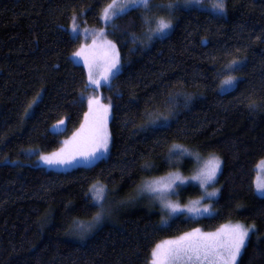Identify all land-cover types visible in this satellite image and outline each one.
<instances>
[{
	"label": "trees",
	"instance_id": "1",
	"mask_svg": "<svg viewBox=\"0 0 264 264\" xmlns=\"http://www.w3.org/2000/svg\"><path fill=\"white\" fill-rule=\"evenodd\" d=\"M109 2L0 0V264H146L155 243L227 222L255 226L242 264H264V198L254 194L255 166L264 159V0H224L222 15L182 9L167 36L134 53L124 33H141L137 13L115 20L118 28H105V37L120 49L123 72L111 91L100 90L114 105L108 156L95 166L59 172L26 155L58 149L83 120L86 101H77L89 92L87 75L68 59L81 42L69 45L65 30L73 14L83 12L75 23L99 31ZM232 61L242 68L229 72ZM229 75L237 77L235 86L220 91ZM170 92L191 97L170 131L139 130L157 112L166 114L163 100ZM61 120L66 131L55 135L51 126ZM172 143L219 156L221 192L211 216L179 219L161 230L159 211L136 205L135 195L154 177L194 167L191 157L169 165ZM146 163L155 167L142 169ZM97 181L117 207L81 240L68 233L74 220L87 222L94 214L85 194Z\"/></svg>",
	"mask_w": 264,
	"mask_h": 264
},
{
	"label": "snow or ice",
	"instance_id": "2",
	"mask_svg": "<svg viewBox=\"0 0 264 264\" xmlns=\"http://www.w3.org/2000/svg\"><path fill=\"white\" fill-rule=\"evenodd\" d=\"M201 5V0H110L101 10L100 19L105 27L113 30L118 26L115 20L122 19L129 13H137L141 33L125 32V46L132 44L130 52L140 51L142 47L151 43L154 39L163 38L174 28L173 18L175 13L187 9L191 5ZM203 7V5H201ZM217 15L225 12L224 0H214L211 5ZM84 13H74L73 23L67 31L69 45L89 37L87 29L81 30L75 21ZM114 34V32H113ZM100 39L93 33L91 43H80L79 47L72 52L68 59L70 62L79 63L80 58L83 67L87 71V81L84 85L85 93L89 88L94 93L104 87L111 91L115 85L114 81L119 79L123 72L120 49L112 40L104 38V29L99 32ZM242 63L232 61L227 69L229 72L239 71ZM237 77L229 75L221 87L235 86ZM121 96L119 91L114 93ZM191 97L182 93H168L163 100L166 114L157 112L151 119L140 125L139 130L158 133L170 131L175 118L179 115V107H187ZM86 101L87 111L83 113V120L79 127L72 133V136L62 141V147L58 150L40 154L38 159L45 165L72 166L88 165L95 166L97 161L102 160L110 152L111 136L108 130V120L114 105L111 101L102 103L100 95L81 94L77 101L81 105ZM146 116L152 113L145 112ZM64 121H58L53 126V134L59 135L66 131ZM31 154V153H30ZM182 157H191L197 163L201 156L194 148L182 144L172 143L168 147L165 159L169 165ZM223 161L215 155L210 154L203 160L202 165L191 177H184L179 171L169 172L166 176L151 179L144 182L139 189V194L159 205L160 222L158 229L170 228L176 220L195 221L201 217L211 216L214 212L213 204L221 189L215 185L222 173ZM153 164H144L142 169L154 168ZM188 190L199 191L200 196L196 200L183 202L180 198ZM255 195L264 198V182L257 181ZM86 195V205L95 209L91 219L87 222L73 221V228L68 233L83 240L97 229L105 220L109 219L115 208L109 199V192L106 185L99 181L90 185ZM176 197V199H173ZM208 201V203H205ZM125 202H121L123 205ZM255 231L254 225L245 226L241 223L221 225L213 232H204L201 228H192L178 236L161 240L154 244L150 251V259L146 264H242V257L246 251V241L250 233Z\"/></svg>",
	"mask_w": 264,
	"mask_h": 264
},
{
	"label": "rangeland",
	"instance_id": "3",
	"mask_svg": "<svg viewBox=\"0 0 264 264\" xmlns=\"http://www.w3.org/2000/svg\"><path fill=\"white\" fill-rule=\"evenodd\" d=\"M213 2H214V0H201V5H203V7H201V5H195V4H193V5H191V6H189L188 8H192V7H195V8H199V9H203V10H207V11H209V12H212V13H214V14H216V10H214V9H212V7H211V5L213 4ZM187 8V9H188ZM72 23L73 22H71V24H70V26L72 25ZM101 23H102V28L101 29H104V31H105V25H104V23L101 21ZM173 23L175 24V17L173 18ZM70 26L68 27V29H70ZM81 29V28H80ZM83 29H87L88 30V32H89V37H88V39L87 40H85V38L83 37V36H81V38H80V42L81 43H85V42H87V43H91V40H92V38H93V36H92V34H93V32H92V30L91 29H89V28H83ZM83 29H81V30H83ZM101 29H99V31H97V32H95L94 30V33H96L97 34V36H96V38L97 39H100V37H99V32H100V30ZM169 33H167L165 36H167ZM164 36V37H165ZM163 37V38H164ZM104 38H106V37H104ZM107 39V38H106ZM155 40V39H154ZM150 44V43H149ZM75 60H79L80 62L79 63H77V64H81L82 66H83V62H82V60L80 59V58H74ZM85 71H86V69H85ZM86 75H87V71H86ZM225 89H227V88H225V87H221V85H220V87H219V90L220 91H225ZM100 90H101V88L99 89V91L98 92H95L94 93V91H93V89H89V92L86 94V95H93V94H96V95H100L101 96V94H100ZM102 103H105V104H107L104 100H103V98H102ZM88 109H87V103H86V111H87ZM110 117H111V114H110ZM109 121H110V118H109V120H108V130H109ZM57 124V123H56ZM56 124H53L51 127H52V129H53V126L54 125H56ZM109 133H110V131H109ZM72 136V133L70 134V135H68V136H66V137H63L62 139H61V142L62 141H64V140H66V139H68L69 137H71ZM60 147H62V143H61V145H60ZM59 147V148H60ZM58 148V149H59ZM109 148H110V145H109ZM58 149H56V150H58ZM56 150H54V151H56ZM54 151H51V152H54ZM51 152H48V153H51ZM31 153V154H30ZM40 154H42V153H39V152H36L35 150H33V149H31V150H28L27 152H26V155L27 156H31L32 157V161H33V164H35V165H39V166H42V167H44L45 169H47V170H53V171H59V172H64V171H68V170H70V169H72V168H75V167H78V166H86V165H84V164H81V165H72V166H55V167H50V166H47V165H45L43 162H41V161H39V159H38V157H39V155ZM43 154H47V153H43ZM108 156V155H107ZM107 156H105L104 158H106ZM209 157V155H206V156H201V161L199 162V163H195V165H194V167L189 171V173L188 174H182L181 173V175L182 176H184V177H191L192 175H194L195 174V172L198 170V168L202 165V163H203V160L204 159H207ZM167 175V174H166ZM166 175H162V176H158V177H154V178H152V179H156V178H160V177H164V176H166ZM257 181H262V182H264V159H261V160H259L258 162H257V164H256V166H255V177H254V192H255V186H256V182ZM144 184V183H143ZM143 186V185H142ZM142 186H140L138 189H137V191H136V195H135V197H136V202H138V201H140L139 203H137L136 205H143V206H146V208L147 207H149V208H152V207H154V208H152V209H156V210H158L159 211V205H158V203H156V204H154L153 203V201L152 200H150V199H148V198H146L145 196H141L140 194H139V189L142 187ZM215 187L216 188H218L216 185H215ZM111 196V195H110ZM199 196H200V192L197 190V193H195V194H193V195H191L190 193H189V191H186V192H184L183 194H182V196H181V200L183 201V202H188V201H190V200H196V199H198L199 198ZM258 196V195H257ZM173 199H176V197H173ZM149 202H150V205H148L149 204ZM205 203H208V201H205ZM152 205H154V206H152ZM115 207H117V206H115ZM114 207V208H115ZM148 208V209H149ZM214 208V207H213ZM116 209V208H115ZM213 214V213H212ZM211 214V215H212ZM205 217H207V215L205 216ZM236 223H241V224H243L242 222H227V223H223V224H221V225H228V224H236ZM103 224V223H102ZM220 225V226H221ZM245 225V224H244ZM220 226L219 227H217V228H215V229H213V230H210V231H204V230H202V231H204V232H213V231H215L216 229H218V228H220ZM245 226H247V225H245ZM191 230V229H190ZM190 230H188V231H190ZM178 236V235H177ZM175 237V236H174ZM172 238V237H171ZM167 239H169V238H167ZM165 240V239H164ZM247 242V241H246Z\"/></svg>",
	"mask_w": 264,
	"mask_h": 264
}]
</instances>
